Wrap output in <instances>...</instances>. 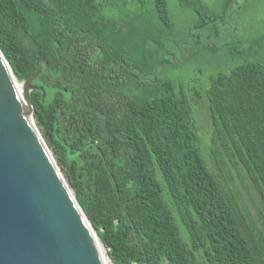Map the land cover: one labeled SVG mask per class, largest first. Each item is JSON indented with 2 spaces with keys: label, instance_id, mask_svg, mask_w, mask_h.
<instances>
[{
  "label": "trees",
  "instance_id": "1",
  "mask_svg": "<svg viewBox=\"0 0 264 264\" xmlns=\"http://www.w3.org/2000/svg\"><path fill=\"white\" fill-rule=\"evenodd\" d=\"M132 1L150 3L160 29L109 12L128 0H0L13 74L47 61L32 80L35 124L112 264H264V236L209 168L198 126L207 111L214 163L244 171L264 205V35L234 39L206 87L177 85L157 74L172 62L158 33L175 27L165 0ZM199 1L178 0L197 14L188 35L204 39L182 46L218 50L232 1L218 12Z\"/></svg>",
  "mask_w": 264,
  "mask_h": 264
},
{
  "label": "water",
  "instance_id": "2",
  "mask_svg": "<svg viewBox=\"0 0 264 264\" xmlns=\"http://www.w3.org/2000/svg\"><path fill=\"white\" fill-rule=\"evenodd\" d=\"M40 62L47 65L39 57L20 81L0 50V264H103L93 227L34 121Z\"/></svg>",
  "mask_w": 264,
  "mask_h": 264
},
{
  "label": "rangeland",
  "instance_id": "3",
  "mask_svg": "<svg viewBox=\"0 0 264 264\" xmlns=\"http://www.w3.org/2000/svg\"><path fill=\"white\" fill-rule=\"evenodd\" d=\"M231 1L226 21L229 24L228 28L232 27V31L227 36L222 37L223 45L214 51L206 48L205 45L182 46L183 42L185 44H192L197 36L200 37L201 41H204L201 35H197L199 30L193 29L191 36L187 33L189 25L196 19L197 14L191 7L180 5L178 0H165L167 11L175 27L170 31L166 29L164 33L158 32L161 34L160 38L166 49L165 51L171 53L169 57L172 60L169 65L161 66L158 69L157 74L159 77L170 79L177 85L182 83L186 87H206L209 81V74L217 72L220 69L227 70L229 63L226 59V52L233 45L234 39L240 38L243 40L245 46L246 42L253 37L264 35V0ZM224 2L225 0H200L195 3V7L201 6L203 7L202 9L218 12ZM109 12L116 17L127 13L131 15H143L150 19L154 29H160L150 3L140 4L128 0L125 4L116 6ZM173 38H177L180 43L175 42ZM191 100L195 102L194 98H191ZM203 116L201 118V115L198 114L199 135L201 137V151L209 168L220 177L222 183L227 182L239 189L236 193V198L241 202L249 220L261 230L264 236V226L261 217V214L264 212V205L260 192L250 181L246 173L244 171L238 172L226 156L225 165L222 170L214 163L209 149V144L212 141V123L209 122L207 111H205V115ZM39 132L41 133L40 130ZM54 159L57 163V159L55 157ZM57 165L66 180L63 165L59 163ZM228 175L231 178L225 180V177Z\"/></svg>",
  "mask_w": 264,
  "mask_h": 264
},
{
  "label": "bare ground",
  "instance_id": "4",
  "mask_svg": "<svg viewBox=\"0 0 264 264\" xmlns=\"http://www.w3.org/2000/svg\"><path fill=\"white\" fill-rule=\"evenodd\" d=\"M16 87H17L18 91L21 93V91H22V85L20 83H17L16 84ZM92 231H93V235L95 237V240H96V243H97V247H98V250H99V253H100V256H101V259H102L103 264H112L111 261H110V259H109V257L106 255L105 250H104V247H103L101 241L99 240V238H98L95 230L92 229Z\"/></svg>",
  "mask_w": 264,
  "mask_h": 264
},
{
  "label": "flooded vegetation",
  "instance_id": "5",
  "mask_svg": "<svg viewBox=\"0 0 264 264\" xmlns=\"http://www.w3.org/2000/svg\"><path fill=\"white\" fill-rule=\"evenodd\" d=\"M122 66H125L126 67L125 64H121L120 70H121ZM120 70H119V66H118V71H120Z\"/></svg>",
  "mask_w": 264,
  "mask_h": 264
}]
</instances>
